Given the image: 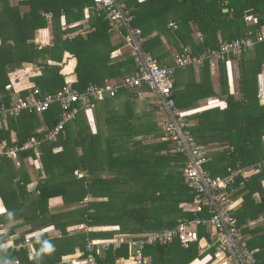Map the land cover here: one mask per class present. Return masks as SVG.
Here are the masks:
<instances>
[{
    "label": "trees",
    "instance_id": "obj_1",
    "mask_svg": "<svg viewBox=\"0 0 264 264\" xmlns=\"http://www.w3.org/2000/svg\"><path fill=\"white\" fill-rule=\"evenodd\" d=\"M120 1L131 11V25L139 27L143 32L146 39L144 50L163 66H177L176 55L182 54L185 47L191 49V56H198L208 48H219L222 42L245 36L249 30L254 31V40L264 32V0ZM93 4L94 0H0V106L10 105L18 96H27L35 88H40L42 93L39 97L44 98L49 93L62 91L67 84H72L78 91L85 90L91 84H121L127 76L138 71L135 56L129 48L123 49L121 57L110 56L112 51L124 47L120 32L127 33L126 25L120 21L114 24L107 12L93 9ZM86 9L93 11V14L87 16V20ZM245 14L255 15L256 20L247 22ZM193 26L202 32L200 41L193 38ZM48 28L54 37L52 44L47 41L43 43L45 39L42 37L47 36ZM163 37H167V42L174 46V53L167 49ZM261 46L264 43L256 44L254 48L246 50L240 60H234L239 61L240 67L237 90L239 96L229 90L228 76H231V70L225 61L218 63L214 71L209 63L203 66L193 63L185 67L177 66L173 89V97L179 109L187 113L186 117L190 122L195 119L189 129L197 142L204 146L205 156L208 158L205 167L214 177L225 178L251 166L259 168L258 172L249 176L238 173L231 184L233 197H244L243 203L233 211L242 226L250 218L264 216V104H261L257 92L253 94L254 86H257ZM67 53L77 62L75 71L71 73L63 72ZM25 63L38 68L33 74L28 72L27 77L22 79L10 75ZM196 68L199 69V78L196 76ZM181 71L189 76L188 86L184 91L178 77ZM215 77L219 79L216 85ZM9 83L13 84L11 91L6 89ZM127 90L135 100L143 99L153 105L151 108L149 104H145L143 116L153 114V108L156 112H162L157 104L145 99L150 96L146 90L128 87L122 88L121 92ZM140 91H144V98L138 97ZM107 97L112 96L105 98ZM215 97H224L227 107L197 113L188 110L200 106L198 103L201 99L215 100ZM79 107L82 113L84 109ZM60 115V105L53 104L44 113L24 111L17 116H8L10 128L6 129L0 124V142L22 145L30 138L43 137L44 133L38 132L42 120L51 129L60 121ZM164 120H161L160 132L148 134L157 140L146 145L152 151L165 152L164 155H151L167 156L166 161L174 164L176 170L163 179L152 171V191L134 200L136 208L127 209L126 198L116 214L108 215L112 219H120L122 224L125 220L121 219L129 217L134 218L138 226L144 229L160 230L175 227L184 217L202 216V212L189 209L195 202V196L182 177L186 153L173 140L164 139ZM11 129L17 131L14 143L10 138ZM85 139L82 140L81 135L78 140L65 145L63 152L58 153L52 152L57 143L44 141L40 145L47 177L41 180L34 193L29 192L30 175L27 170H11L12 182L9 185L1 180L3 171H0V196L5 209L0 213V264H74L72 261L66 262L64 257L77 253L75 259L84 261L89 253L90 241L120 237L115 235L117 229L103 226L105 228L95 230V226L104 225V220L97 214L100 205L96 201L83 204L88 195L98 194L95 185H108L117 179L95 176V167L90 166L86 158L92 153H96L95 156H113L111 146H97L96 150L95 141ZM215 141L222 142V148L211 152L210 161L208 149H211L210 144ZM18 155L21 160L26 161L35 152L24 150L17 154H1L0 167L9 169L12 166L10 159ZM49 156L55 157L52 160ZM116 156L117 154L112 158L118 163ZM157 165V161L152 163L153 169ZM15 178L16 181H13ZM14 183L18 186L17 189ZM257 192L260 194L259 201L254 197ZM58 196L63 197L67 207L52 212L49 207L50 199ZM153 207H162L159 209L165 215L159 216L152 210ZM20 219L33 226L18 235L16 226L10 224ZM48 222L61 231V236L49 237L46 231L38 232ZM6 225L10 226L4 232ZM82 225L88 229L82 231ZM121 227L127 228L129 225ZM244 231L247 236L252 231L255 232L256 236L249 242L252 247L260 248L259 258L264 263V225L256 226L251 232L248 229ZM46 243L52 245L54 250L51 253L43 251ZM96 249L94 252L97 264H117L121 258L130 259L126 243L120 248L111 245L109 248L96 246ZM213 251L214 249L199 254L196 246L184 248L176 241L148 246L144 253L150 257L148 264H212L210 256Z\"/></svg>",
    "mask_w": 264,
    "mask_h": 264
},
{
    "label": "built area",
    "instance_id": "obj_2",
    "mask_svg": "<svg viewBox=\"0 0 264 264\" xmlns=\"http://www.w3.org/2000/svg\"><path fill=\"white\" fill-rule=\"evenodd\" d=\"M93 9H101L107 12L115 24L122 22L127 27V33L120 32L124 41V47L111 52V58L121 57L125 47L129 48L135 56L138 71L127 76L124 82L116 84L107 82L104 85L91 84L83 91L73 88L72 84L64 86L63 90L56 94H48L44 98L39 97L42 93L40 88H35L27 96H18L10 105L0 106V124L8 116H17L22 112L44 113L53 104L60 105L61 119L53 127L45 130L43 137H33L22 145H10L6 141L0 142L1 154H17L21 151H37L44 141H54L65 131L68 122L75 120L83 109H90L97 101L106 96H116L122 88H140L146 90L148 95L154 98L158 108L165 115L164 139L173 140L177 146L186 153L185 165L182 168V177L189 185L195 196V202L189 209L202 212V216L196 218L184 217L179 224L172 228L145 233L142 236L119 235V238L92 240L88 244V256L84 261L75 259L77 264H97L95 256L96 246L120 248L128 244L130 258L134 264H148L150 257L144 253L146 247L179 242L182 247H197L199 254L213 250L210 256L212 264H264L259 258L260 248L250 245V237L246 235L243 226L233 211L240 199L233 197L232 182L236 180L239 171L225 178L214 177L205 167L208 162L205 156L204 146L199 144L189 129L191 122L187 119L186 112L179 109L173 97L175 86V73L178 67L189 64L203 66L209 63L212 70L217 68L220 62H227L229 69L234 60H240L246 50L254 48L258 43H264V32L254 40L253 30H249L245 36L237 37L232 41L222 42L219 48H208L198 56H191V49L184 48L182 54L176 55V65L163 66L155 58L144 50L145 37L139 27L131 25L133 16L131 11L120 0H94ZM245 20H256L253 14H245ZM13 84L6 85L11 91ZM139 98H144V91L138 92ZM16 141V140H15ZM14 141V142H15ZM83 228L88 229L85 225ZM204 230V232H201ZM29 243L30 240H27Z\"/></svg>",
    "mask_w": 264,
    "mask_h": 264
},
{
    "label": "crops",
    "instance_id": "obj_3",
    "mask_svg": "<svg viewBox=\"0 0 264 264\" xmlns=\"http://www.w3.org/2000/svg\"><path fill=\"white\" fill-rule=\"evenodd\" d=\"M142 1V0H141ZM91 9L85 10V19L87 20V16L89 14H93V11ZM248 25H252L250 23H247ZM47 29V28H46ZM75 34V33H74ZM53 35L51 29L48 28L47 30V36H43L42 39L43 43L45 41L49 42L50 44L53 43ZM46 42V43H47ZM164 43L167 49L174 53V46L169 44L167 40L164 38ZM259 74L257 75V86H254L253 94L255 92L258 93V97L260 99L261 104H264V46H261L259 48ZM76 59L69 53L66 54L65 59V65L63 67L64 73H71L75 71L76 67ZM196 76L199 78V69L196 68ZM214 76V75H213ZM239 78H240V67H239V61L232 62V68H231V76H228V83H229V90L231 93L239 96L238 90V84H239ZM218 80L216 77L214 78V84H218ZM189 78L185 79L182 83V89H186L188 86ZM215 84V85H216ZM218 86V85H217ZM225 97V96H224ZM222 97L216 98L215 100L210 99H201L199 100V105L196 108L188 109L192 113L202 112L204 110L208 109H214V108H220V110H223L227 107V102ZM145 99H150L151 102H153L154 105H156V102L153 97L149 96ZM143 102L149 107H153L150 102L135 100L131 97V94L127 91L121 92V90L118 92L116 96L107 97L104 98L101 101H98L94 106L90 109H84L80 116L73 120L70 123L68 122L65 126V131L62 132L63 135H59L56 140L54 141H47V143H57L58 145L52 150L53 153L63 152L65 145H68L69 142L72 140H75L79 137L84 136V139L88 138L90 141H95V149L97 150V146H100L101 148H104L106 146H111L113 156L117 154L116 157H118V163L114 162L113 156H95L96 153H92L91 156H86L88 159V163H90V166L95 167V176H102V178H114L117 177L112 183L108 185H95L96 191L98 192L97 195H88L86 199L83 201V204L90 203L92 201H96L99 206L100 211L97 212V214L100 216L101 220L103 221L102 226H95L96 229H102L103 226L106 228H113L114 230L117 229V232H115V235L119 234H127L131 236H142L145 233L155 231L153 229H144L142 226H138V223L134 220V218H126L121 219L125 220L122 224L120 222V219H112L108 215L111 213L116 214L117 209L119 206H123L124 202L127 198V209L129 208H136L137 204L134 201V194L138 191L139 193H149L152 191L150 184L152 183L151 174L152 171L157 173L158 178H165L169 171L172 170V173L174 174L175 168L174 164L168 163L166 161L167 156H152L151 153L154 155H164L165 152H155L152 151L151 148H149L146 144L149 142H155L157 139H153L151 136L153 133L159 131L160 132V125L161 119L160 115L156 110L153 108V114L155 112L156 120L154 123L149 122L147 119L148 117L143 116L142 112L145 110L146 106L143 104ZM126 110V111H125ZM146 111V110H145ZM43 123H45L44 120H42ZM191 122L195 123V119H192ZM45 127H38V132L43 133L45 130L50 128L48 124H44ZM10 128V127H9ZM8 128V129H9ZM83 133V134H79ZM91 134V135H90ZM95 136L94 138L92 137ZM97 136V137H96ZM10 138L11 141L13 140V143L15 140H17V131L12 130L10 131ZM148 138V139H146ZM7 142V141H6ZM220 141H215L211 143L212 146L211 149L209 148L208 151L210 152V161L211 159V152L214 150H218L221 147ZM222 148V147H221ZM135 154H139L138 156H131L127 155L126 153L134 152ZM35 152V151H34ZM80 152L82 150L80 149ZM30 158L27 157L26 161L21 160V157L15 156L12 157L10 160L12 162V166L8 169H3L0 167V171H3L1 173V180H3V183L11 184L12 180H10V172L11 170L13 172H19L20 168H22V171L27 170L28 174L30 175V181L28 182V188L29 192H36V187H38L41 180H45L47 177V172L45 171V160L43 159V156L39 160H36L39 155H29ZM52 160L55 156H49ZM36 158V159H35ZM158 158V159H157ZM110 160V162H109ZM157 160L158 165L156 167H152V163H154ZM115 164V165H113ZM140 164L142 166V169L140 171L139 175H136L137 169L136 166H139ZM9 167V166H8ZM175 169V170H174ZM258 167H247L243 168L238 172L240 175L243 176H249L255 172H258ZM147 178V179H146ZM17 178H15L13 181H16ZM150 180V181H148ZM147 185V186H146ZM14 187L17 189V185L14 183ZM124 193L125 196L123 197H116V194ZM133 196V198H132ZM241 197V196H240ZM254 197L257 201L260 200V194L259 192L254 194ZM111 198V201H110ZM142 198V197H140ZM91 200V201H90ZM244 201V197L242 196L240 198L239 204H242ZM238 204V205H239ZM0 207L4 208L2 198L0 196ZM50 210L53 212V210L63 209L64 207H67V205L64 202V199L62 196L58 197H52L50 199ZM121 208V207H120ZM110 209V210H109ZM237 209V208H236ZM106 217H105V216ZM112 220V221H109ZM107 224V226L105 225ZM10 225L16 226V234L20 235V233L25 232L26 229H31L33 226L32 224H29L24 221V219L16 220ZM10 225H6L4 232L7 231V227ZM113 225V226H112ZM127 226L122 228L121 226ZM263 226L264 225V216L261 215L257 219H248L246 223L243 224V227L245 230H249L251 232V229H254L256 226ZM103 227V228H105ZM166 228V227H165ZM43 231H46L49 235V237H59L61 236V231L57 229L52 223L48 222L47 225L40 229L38 232L42 233ZM74 234V232H72ZM250 234V239L254 238L255 232L253 231ZM111 238V237H107ZM77 254V253H76ZM76 254L67 255L64 257V260L66 262H69L72 256H76ZM117 264H134L133 260L121 258L117 261Z\"/></svg>",
    "mask_w": 264,
    "mask_h": 264
},
{
    "label": "rangeland",
    "instance_id": "obj_4",
    "mask_svg": "<svg viewBox=\"0 0 264 264\" xmlns=\"http://www.w3.org/2000/svg\"><path fill=\"white\" fill-rule=\"evenodd\" d=\"M193 28H194V31L192 32L193 33V38L195 39V41H200L201 40V37H202V32L196 27V26H193ZM185 31V30H184ZM186 32V31H185ZM163 38H165V37H163ZM166 40H167V37L165 38ZM36 68H38V67H33V66H31V65H29V64H27V63H25V64H22L21 65V67L20 68H18L17 70H15L14 72H12L10 75L11 76H13V77H15V76H19L21 79L23 78V77H27V73L28 74H33L35 71H36ZM179 79L181 80V82H183L185 79H187L189 76H188V73H185L184 71H181L180 73H179ZM253 86H254V83H253ZM140 101L142 102V101H144L143 99H140ZM143 104H145L144 102H143ZM126 111V110H125ZM159 113V112H158ZM161 114V115H160ZM159 115H160V118L162 119V120H164L165 119V115H164V113L163 112H160L159 113ZM147 117H148V121L149 122H151V123H154V121L156 120V117H155V112H154V115L153 116H151V114L150 113H148L147 114ZM6 120L5 121H1V124L3 125V127L4 128H6V129H8L9 127H10V118H5ZM44 124H46V122L45 123H43V122H41V124H40V126L41 127H45L44 126ZM82 139H84V136H82ZM35 154H37V155H39L38 157H37V159L36 160H39L40 158H41V156H43V152H42V150L41 149H38L36 152H35ZM127 155H131V156H138L137 154H135V150H134V152H130V153H126ZM158 159V158H157ZM157 161V160H156ZM139 166H136L137 167V169H135L134 168V170L136 171V175H139L140 174V171H141V169H142V166L140 165V164H138ZM172 170L173 169H171V171H169L167 174H170L171 173V175L173 174L172 173ZM17 176H18V174H17ZM16 176V177H17ZM17 178H19V177H17ZM142 195H143V193H139L138 194V191L134 194V200L136 201L140 196L142 197ZM123 196H125V194L124 193H119V194H116V197H123ZM127 204H129V203H127ZM160 209H162V207H159ZM158 207H153L152 208V210H155V212L156 213H158L159 214V216H164L165 214L159 209ZM82 231H86V228H82L81 229ZM119 235H124V234H119ZM113 240H115V239H112V240H108V241H113ZM67 260H71L74 264H77L76 263V261H75V256H72L70 259H67Z\"/></svg>",
    "mask_w": 264,
    "mask_h": 264
},
{
    "label": "clouds",
    "instance_id": "obj_5",
    "mask_svg": "<svg viewBox=\"0 0 264 264\" xmlns=\"http://www.w3.org/2000/svg\"><path fill=\"white\" fill-rule=\"evenodd\" d=\"M4 211H5V209L3 207H0V213H2ZM0 247H2V246H0ZM53 250L54 249H53L52 245L47 244V243L45 244V246L43 248V251H46V252H49V253H51Z\"/></svg>",
    "mask_w": 264,
    "mask_h": 264
},
{
    "label": "water",
    "instance_id": "obj_6",
    "mask_svg": "<svg viewBox=\"0 0 264 264\" xmlns=\"http://www.w3.org/2000/svg\"><path fill=\"white\" fill-rule=\"evenodd\" d=\"M228 9H225V11H227Z\"/></svg>",
    "mask_w": 264,
    "mask_h": 264
}]
</instances>
